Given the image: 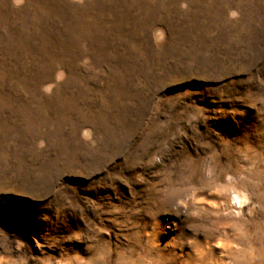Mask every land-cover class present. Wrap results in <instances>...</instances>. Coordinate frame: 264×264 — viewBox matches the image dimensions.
I'll return each instance as SVG.
<instances>
[{
    "label": "rangeland",
    "instance_id": "obj_1",
    "mask_svg": "<svg viewBox=\"0 0 264 264\" xmlns=\"http://www.w3.org/2000/svg\"><path fill=\"white\" fill-rule=\"evenodd\" d=\"M0 264H264V0H0Z\"/></svg>",
    "mask_w": 264,
    "mask_h": 264
}]
</instances>
